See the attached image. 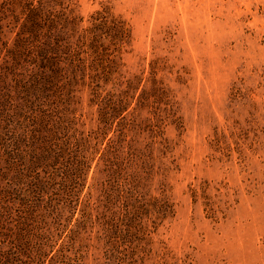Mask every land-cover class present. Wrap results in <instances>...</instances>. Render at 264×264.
<instances>
[{
  "label": "rangeland",
  "instance_id": "obj_1",
  "mask_svg": "<svg viewBox=\"0 0 264 264\" xmlns=\"http://www.w3.org/2000/svg\"><path fill=\"white\" fill-rule=\"evenodd\" d=\"M60 1L83 27L101 11L126 22L103 95L135 89L100 140L123 146L116 214L94 203L98 153L77 190L91 215L43 198V264H264V0ZM79 82L53 104L89 134L101 97ZM143 90L152 96L140 103Z\"/></svg>",
  "mask_w": 264,
  "mask_h": 264
},
{
  "label": "trees",
  "instance_id": "obj_2",
  "mask_svg": "<svg viewBox=\"0 0 264 264\" xmlns=\"http://www.w3.org/2000/svg\"><path fill=\"white\" fill-rule=\"evenodd\" d=\"M81 22L60 0L0 1V264L44 263L52 242L42 226L43 198L49 196V209L74 213L81 205L78 187L98 153L103 192L94 203L98 209L105 202L108 215L116 214L111 182L123 146L111 139L100 147V140L129 106L135 87L103 95L102 83L130 30L108 11L97 12L86 27ZM85 76L94 97H101L100 127L89 134L53 104V97L71 96ZM151 96L143 90L140 103ZM162 201L167 212L168 201ZM90 209L86 202L80 208L85 215Z\"/></svg>",
  "mask_w": 264,
  "mask_h": 264
}]
</instances>
